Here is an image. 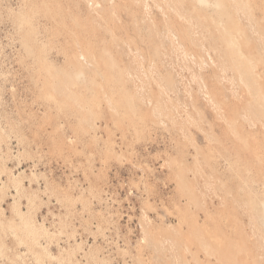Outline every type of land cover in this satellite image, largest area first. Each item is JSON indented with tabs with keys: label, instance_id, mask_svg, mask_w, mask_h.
<instances>
[{
	"label": "rangeland",
	"instance_id": "1",
	"mask_svg": "<svg viewBox=\"0 0 264 264\" xmlns=\"http://www.w3.org/2000/svg\"><path fill=\"white\" fill-rule=\"evenodd\" d=\"M0 264H264V0H0Z\"/></svg>",
	"mask_w": 264,
	"mask_h": 264
}]
</instances>
